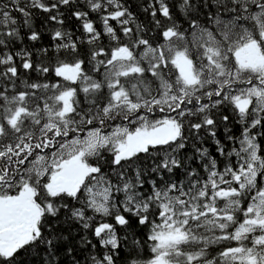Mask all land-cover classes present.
Instances as JSON below:
<instances>
[{
	"label": "snow or ice",
	"instance_id": "1",
	"mask_svg": "<svg viewBox=\"0 0 264 264\" xmlns=\"http://www.w3.org/2000/svg\"><path fill=\"white\" fill-rule=\"evenodd\" d=\"M0 264H264V0H0Z\"/></svg>",
	"mask_w": 264,
	"mask_h": 264
},
{
	"label": "trees",
	"instance_id": "2",
	"mask_svg": "<svg viewBox=\"0 0 264 264\" xmlns=\"http://www.w3.org/2000/svg\"><path fill=\"white\" fill-rule=\"evenodd\" d=\"M136 2H137V0H133V3H136ZM68 15H69L68 12L65 11V16H64L65 24H64V27L67 28L69 31H73L75 29V21L74 20H69L68 19ZM139 19H140L141 22H146L145 21V17L142 14L139 15ZM46 23H47V27L48 28L55 27V25H52L51 22H46L45 21L44 14H37L34 17L33 27L36 29L37 32H40L41 41L44 44L49 43V38H48V35H47V28H44V25ZM97 27H99V25H97ZM42 28H44L43 31H41ZM26 43H27V41H26ZM33 59H35V53H33Z\"/></svg>",
	"mask_w": 264,
	"mask_h": 264
}]
</instances>
